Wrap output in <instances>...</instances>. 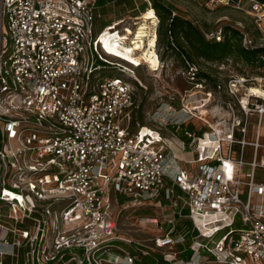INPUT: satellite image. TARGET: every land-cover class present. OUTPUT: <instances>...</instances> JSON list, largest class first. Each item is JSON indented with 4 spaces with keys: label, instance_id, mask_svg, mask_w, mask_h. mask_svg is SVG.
<instances>
[{
    "label": "built area",
    "instance_id": "obj_1",
    "mask_svg": "<svg viewBox=\"0 0 264 264\" xmlns=\"http://www.w3.org/2000/svg\"><path fill=\"white\" fill-rule=\"evenodd\" d=\"M210 3L264 21L260 0ZM102 17L98 0H0V264H264V157L234 156L245 141L233 131L184 129L185 140L137 125V65L110 62L101 35L130 44L141 25L100 29ZM230 25L253 45L241 21ZM206 37L220 40L221 28ZM172 108L154 121L190 124L191 112ZM173 147L197 156L179 160ZM164 201L170 212L150 219V244L120 237L123 209Z\"/></svg>",
    "mask_w": 264,
    "mask_h": 264
},
{
    "label": "rangeland",
    "instance_id": "obj_2",
    "mask_svg": "<svg viewBox=\"0 0 264 264\" xmlns=\"http://www.w3.org/2000/svg\"><path fill=\"white\" fill-rule=\"evenodd\" d=\"M169 1L198 22L206 35L236 21H241L244 27H249V32L253 31L252 25L255 22L247 12L216 5L210 3V0ZM132 2L131 7H123L117 2L110 3L102 11L101 22L110 23L112 20L125 19L116 27L117 30L129 25H141L130 44H121L120 39L125 37H121L119 33L106 31L103 35L105 48L110 53H115L113 56H106L110 62L124 67H131L132 63L137 65L132 67L134 79L129 78L135 85L138 102L134 122L140 127L148 126L152 129L161 127L160 131L169 136L174 128L160 126L154 121L153 113L161 109H169V106L173 107L172 112L174 109V111L182 109L192 113L190 124H193L197 130L210 132L217 128L222 137L233 131L235 138L244 139V145L232 144L234 156L242 154L245 162H249L256 152L258 160L263 158L264 69L254 70L231 59L222 63L198 59L197 68L209 77L199 79L194 75L196 70L194 66L189 68L184 66L181 60H177L178 53L167 51L163 40L159 41L157 38L155 40L154 30L157 31L158 18L150 8V0H132ZM257 27L263 37L259 38L257 35H249V37L253 40V44L264 46V21ZM127 30L128 34L134 33L130 28ZM142 36H146L144 44ZM135 50L137 51L134 52ZM100 74L123 78V75L112 68H104ZM236 126H245V135L238 134ZM140 127L135 129L139 130ZM172 154L186 162L197 156L191 154L189 150L182 152L175 147L172 148ZM189 166L194 170L197 168L194 164ZM244 170L247 168L244 167ZM262 177L263 170L257 168L256 179L261 180ZM161 205L162 208L145 204L123 209L118 215V231L122 235L120 237L133 238L150 244V239L157 233L150 219L159 218L170 212L168 201L162 202ZM176 223L180 228L190 225L187 218H178ZM115 244L129 249L126 243L116 241ZM246 259L248 264H252L249 257Z\"/></svg>",
    "mask_w": 264,
    "mask_h": 264
},
{
    "label": "trees",
    "instance_id": "obj_3",
    "mask_svg": "<svg viewBox=\"0 0 264 264\" xmlns=\"http://www.w3.org/2000/svg\"><path fill=\"white\" fill-rule=\"evenodd\" d=\"M107 1L113 4L117 2L123 7L133 5L132 0H98L101 12L110 4L105 5ZM260 1L264 2V0ZM150 3V8L158 18L157 40L164 41L163 45L167 51L178 53L177 60H181L184 66L188 68L194 66L196 68L194 75L199 79L209 77L197 68L196 60L198 59L217 63L231 59L254 70L264 69V46L255 43L252 46H244L243 33L239 29L225 24L221 28L220 40L208 39L201 25L178 9L171 1L150 0ZM109 24L100 22V29ZM252 27V32H249V27H245V32L250 36L257 35L262 38L263 34L257 25L254 23ZM172 128H174L172 133L185 140L189 139L184 135V129L194 131L197 135L202 134V131L195 129L193 124H188L185 128L183 126Z\"/></svg>",
    "mask_w": 264,
    "mask_h": 264
},
{
    "label": "bare ground",
    "instance_id": "obj_4",
    "mask_svg": "<svg viewBox=\"0 0 264 264\" xmlns=\"http://www.w3.org/2000/svg\"><path fill=\"white\" fill-rule=\"evenodd\" d=\"M106 31H110V32H112L111 30H105L104 33H105ZM104 33L101 35V41H102V44H103V46H104V48H105L104 41H103V35H104ZM105 49H106V48H105ZM106 50H107V49H106ZM107 51H108V50H107ZM107 53H109V54H111V55H115V53H110V51H108ZM252 94H255V93H252ZM215 129H216L217 132H219L217 128H215ZM143 131H146V129H143ZM206 140H211V141H212L213 139H211V137L208 136V137L206 138Z\"/></svg>",
    "mask_w": 264,
    "mask_h": 264
}]
</instances>
